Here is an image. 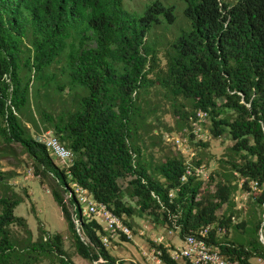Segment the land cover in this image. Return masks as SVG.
Returning <instances> with one entry per match:
<instances>
[{"label": "trees", "instance_id": "trees-1", "mask_svg": "<svg viewBox=\"0 0 264 264\" xmlns=\"http://www.w3.org/2000/svg\"><path fill=\"white\" fill-rule=\"evenodd\" d=\"M182 1L190 27L169 42L163 63L149 36L176 21L175 6L165 0H0V139L19 144L35 175L52 184L76 252L92 264L101 257L103 264L121 263L103 244L108 232L98 219L82 217L89 242L82 240L71 218L76 200L65 201L71 183L125 215L130 227L127 217L135 209L125 196L183 240L210 226L208 244L234 264L264 260V0ZM66 88L81 96L73 110H49L40 102L41 89L57 96ZM153 88L173 100L179 127H189L191 140L199 110L208 112L214 137L230 136L239 160L226 161L228 172L182 183L188 166L182 155L154 167L147 162L138 130L151 114L141 100ZM24 108L38 131L37 119L73 152L70 174L23 122ZM197 142L208 145L202 138ZM196 155L194 164L205 163ZM121 179H128L125 188ZM238 191L247 194L245 217L237 208ZM19 204L14 192L0 197V264H33L48 255L72 264L63 248L69 236L60 233L18 247L11 227L27 226L15 215ZM231 229L241 237L230 239ZM151 245L163 250V262L177 264L170 256L173 245Z\"/></svg>", "mask_w": 264, "mask_h": 264}, {"label": "rangeland", "instance_id": "rangeland-1", "mask_svg": "<svg viewBox=\"0 0 264 264\" xmlns=\"http://www.w3.org/2000/svg\"><path fill=\"white\" fill-rule=\"evenodd\" d=\"M165 1L175 6L176 21L172 25L162 23L149 36L150 42L156 41V47L161 57L164 55L169 42L180 34L182 29L190 27V21L184 14L185 4L183 1ZM224 1L234 3L236 0ZM162 61L164 63L163 57ZM59 67H61V64L56 65L57 69ZM78 92L69 91L66 88L61 94L56 96L51 89H41L42 98L40 102L48 107L49 110L53 108L56 111H60L63 107L73 110L81 98ZM141 102L143 109L151 110V114L147 122L138 130V144L142 148L145 159L152 167L165 161L167 157L176 155H182L186 161H189L191 153L195 152L196 156L202 157L203 161L208 165L209 173L215 174L216 171L220 173L228 172L230 165L226 161L239 160V156L237 157L230 149L233 141L228 134L218 138L212 135L209 118L202 126V142L208 145L200 146L197 142L200 139L196 137L191 140L189 138V127L184 129L179 127L178 117L173 112V100L166 98L163 92L153 88L144 96ZM178 102L184 101L179 99ZM186 110L189 111L190 106H187ZM21 111L23 122L30 128L36 139L47 132L53 134L50 130H44V126L38 119L37 123L40 131L37 130L35 119L32 117L29 108H24ZM228 112L234 114L233 111ZM33 113L35 118H37L35 111ZM176 140H180L182 144H178ZM51 156L59 167H63L56 156ZM32 167L33 164L29 156L19 144L8 146L0 139V172L4 174V180L0 184V197L4 194L15 193V196L20 200V204L15 209V215L25 218L27 225L26 227L19 225L11 227L12 236L18 242V247L23 248L30 241L35 242L39 237H49L60 233L64 236H69L63 241V248L72 264H92L91 261L81 257L76 252L73 241L70 239V232L68 231L61 206L52 193V184L50 182L47 183L35 174L32 175L30 173ZM216 178L219 179L218 177ZM127 181L128 179L120 180L122 188L127 186ZM246 196L247 194L240 191L235 195V200L238 202L237 208L241 207L243 210L242 217H245L246 212L250 209L249 204L245 201ZM124 200L135 209L134 214L131 217H127V221L131 224L133 230V238L127 241H120L118 248H114L112 244L107 246L109 253L121 261L122 264H133L132 261L145 264L142 251L145 247H149V240H152L153 237H163L165 243L170 240L179 243L181 238L177 231L169 232L168 228L164 230V225L153 222L152 218L147 214H141L135 205L134 199L125 196ZM235 221L238 223L240 219L237 218ZM101 222L104 224V221ZM261 236L264 242V231L260 232V238ZM238 237H241V234L231 229L229 238L236 240ZM252 262L254 264H264V260L258 261L256 258L252 259ZM33 264L61 263L57 257L48 255L39 258Z\"/></svg>", "mask_w": 264, "mask_h": 264}, {"label": "built area", "instance_id": "built-area-1", "mask_svg": "<svg viewBox=\"0 0 264 264\" xmlns=\"http://www.w3.org/2000/svg\"><path fill=\"white\" fill-rule=\"evenodd\" d=\"M8 82H10V75H5L4 77ZM7 105L11 106V101L7 102ZM208 120V112L204 110H199L197 112V118L192 120V132L195 137L201 139L202 126ZM38 141L46 145L50 155L56 156L62 165L68 170L74 160L73 152L67 148L54 134L47 132L43 134ZM179 144L180 140H176ZM182 144V142L180 143ZM196 153L192 152L190 160L187 161V168L185 173L181 178L182 183H186L190 176L196 177L198 180H209V170L206 163L194 164L193 159ZM70 174V170L67 171ZM30 173L33 175L34 167L31 168ZM175 190L170 191V197H173ZM69 196L75 198V203L71 211L72 221L75 223L78 233L82 236V240L89 242V240L84 236L82 227V217L86 218H96L101 222L108 235L102 237V242L105 246L111 245L112 238H126L131 240L133 238V230L125 221V215H119L109 208V206L104 202H99L87 188L77 184L71 183L70 192L66 195V203L68 202ZM197 200L200 199V195H197ZM210 226L203 228L198 234L187 235L184 239L183 246L176 247L171 250V258L175 261L187 260L191 264H234L228 261L219 251L218 248L213 247L208 244L206 238L208 236V231ZM161 242V240H159ZM116 246V245H115ZM163 250L153 246L151 252L147 254L146 264H161L162 263ZM105 260L101 257V260L95 261L94 264H103Z\"/></svg>", "mask_w": 264, "mask_h": 264}, {"label": "crops", "instance_id": "crops-1", "mask_svg": "<svg viewBox=\"0 0 264 264\" xmlns=\"http://www.w3.org/2000/svg\"><path fill=\"white\" fill-rule=\"evenodd\" d=\"M165 228H167V227L164 226L163 229L165 230ZM169 232H171V231H169ZM159 240H161V243H163L165 246H172L173 245L174 246V247H172L173 249L176 248V247L183 246V242H184L183 239H180L179 243H175V242H173L171 240L165 243L164 242L165 239L163 237H160V238L153 237V239L151 241L149 240V247H145L143 249V251H142V256H143V258L145 260V264L147 263V254H149L151 252V249L153 247L151 245V242H159ZM120 241H124V240L122 238H112L111 242H112L113 247L114 248H118ZM171 250H170V256H171ZM119 262L122 264L121 261H119ZM132 263L133 264H139V263H134V261H132ZM161 264H168V263H165V262L162 261ZM177 264H189V261L182 259V260L177 261Z\"/></svg>", "mask_w": 264, "mask_h": 264}, {"label": "water", "instance_id": "water-1", "mask_svg": "<svg viewBox=\"0 0 264 264\" xmlns=\"http://www.w3.org/2000/svg\"><path fill=\"white\" fill-rule=\"evenodd\" d=\"M261 241H263V237L261 236Z\"/></svg>", "mask_w": 264, "mask_h": 264}]
</instances>
